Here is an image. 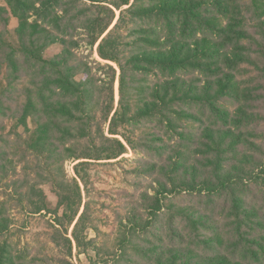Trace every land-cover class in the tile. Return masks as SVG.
<instances>
[{
  "label": "trees",
  "instance_id": "1",
  "mask_svg": "<svg viewBox=\"0 0 264 264\" xmlns=\"http://www.w3.org/2000/svg\"><path fill=\"white\" fill-rule=\"evenodd\" d=\"M129 151L111 252L82 185ZM0 190V264L45 263L14 203L54 215L53 264H264V0H0Z\"/></svg>",
  "mask_w": 264,
  "mask_h": 264
},
{
  "label": "rangeland",
  "instance_id": "2",
  "mask_svg": "<svg viewBox=\"0 0 264 264\" xmlns=\"http://www.w3.org/2000/svg\"><path fill=\"white\" fill-rule=\"evenodd\" d=\"M119 15L120 12L118 11ZM17 27V21L12 20L10 29L13 31ZM59 49L53 48L49 51V55L58 52ZM89 52H86L88 54ZM92 61L103 62L97 53L91 57ZM105 64V62H103ZM119 71L116 81V107L119 104ZM108 132V126L105 127ZM134 158L132 151H129L122 158L110 162H97L90 167V182L88 188L82 185L84 196V205L90 203V219L93 227L97 232L91 230L88 232L90 238H96L97 243L106 246L114 251L119 239L118 230V214L124 215L128 208L127 202L130 199L128 195H134L136 190L133 187V176L129 171L133 168L134 163L131 160ZM74 163L71 160L65 162V170L69 179L75 177ZM43 190L47 197L49 208L56 212L58 210L57 196L54 194L51 185H44ZM4 191L0 190V197ZM11 208L10 215L14 220L13 240L20 243L21 246L29 245L31 255L40 257L45 260L44 264H53L57 257L56 250L49 238V233L52 231V225L55 224L53 214L43 212L42 215H30L24 210L21 204L14 203ZM82 206L80 214L84 210ZM63 210H59L62 215ZM74 227V225H73ZM70 229L69 237L71 238L72 229ZM77 250L74 249V264H90L87 258L82 255L79 258L76 255Z\"/></svg>",
  "mask_w": 264,
  "mask_h": 264
}]
</instances>
